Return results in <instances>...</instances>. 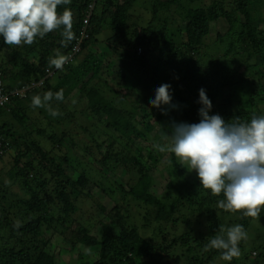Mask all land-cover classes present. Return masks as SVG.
<instances>
[{"label": "trees", "instance_id": "trees-1", "mask_svg": "<svg viewBox=\"0 0 264 264\" xmlns=\"http://www.w3.org/2000/svg\"><path fill=\"white\" fill-rule=\"evenodd\" d=\"M137 1L101 0L97 3L88 27L89 38L79 54H85L82 61L78 65H65L62 70L49 69L48 58L55 55V49L62 54H70L92 0H72L70 5L65 6L73 12L75 33V39L67 47L61 46L59 31H53L43 39L37 38L31 46L17 48L8 47L0 37V79L5 83L6 90L15 91L37 84L44 79L46 70H54L55 75H59L56 83L52 81L54 75L46 79L42 86L23 97H12L8 105L0 108V132L14 152L13 166L7 177L16 182L23 193L18 195L8 191L5 182L0 179V264H56L48 252L50 239L47 236L64 235L75 226L73 217L79 212L82 200L88 198L86 191L91 190L86 169L88 160L59 154L68 132L60 130L55 118L45 109L30 106L32 96H43L47 91L55 93L60 89L64 90V100L77 89L81 98L87 100L90 114L96 117V135L86 129L96 146L94 150L85 147L88 159L99 164L101 171L116 173L123 169L132 176L131 182L125 183V179L117 182L122 192L121 200L130 197L144 207H155L154 221L158 225L153 236L162 241L155 245L154 238L153 242L146 240L134 219L124 214L123 205L117 204L107 212L103 207L106 221L99 222V236L91 235V231L82 226L73 229L76 242L98 254L93 263L81 261L80 264H160L157 253L176 251L179 247L186 248L185 255L194 256V264H264V239L254 241L248 235V239L239 245L240 257L227 262L219 258L220 252L216 250L203 252L209 235L203 237L202 233L196 232L197 228H205L212 232L211 236L215 235L219 226H224L217 215L221 213L223 218H235V223L242 224L249 233L253 222L259 220L264 223V211H261L259 219L224 212L217 207L218 200L223 197H213L210 192L200 189L198 178L189 181L186 178L187 169L181 168L173 154L170 155L172 170L183 181L177 186L168 185L167 189L177 191L178 198L170 205L166 204L151 192L153 180L144 163L147 160L157 164L164 159L163 153L143 145L152 137L160 144L167 143L162 139V132L170 134L173 121L198 123L201 105L197 101L201 88L212 103L209 114H219L226 122L234 117L250 120L252 114H264L259 107V102H264V31L254 25L260 20L263 0H213L211 5L191 9L186 16L185 27L178 30L172 29L164 19L159 20V14L178 6L181 0H154L152 18L147 26L133 28L129 25L130 10ZM59 11L62 12L63 7ZM107 16L113 33L110 40H115L116 45L115 48L108 47L116 56L112 67H109L106 53L99 55V52L93 51V45L99 42L98 36L108 25ZM220 20L228 24V32L218 36V41L220 44L226 40L229 43L223 57L212 60L213 57L206 56L205 41L210 35L211 25ZM138 49H143L142 55L137 54ZM230 57L238 58V62L225 64L223 59ZM251 60L255 63L249 64ZM236 63L238 67H234ZM244 65L246 70L261 67L257 72V93H263V96L251 98L248 108L241 101L236 107L234 95L249 82L254 84L246 77V72H240ZM95 80L97 83L91 87ZM163 83L171 85L175 116L170 113L164 115L160 109L149 104L155 96V89ZM51 104L54 109L59 107L69 111L65 101L53 100ZM33 110H38L40 119L48 121L47 127L54 130L48 133L46 128L37 125L36 129H32L35 123L29 114ZM141 111L147 113L142 115ZM67 117L70 120L74 118L70 114ZM59 123L62 127L60 120ZM103 137L105 139L100 141ZM41 139L51 143V151L43 146ZM155 141L152 143L155 144ZM6 157L7 154L0 159V178ZM70 172H78V176L72 177ZM126 185L130 186L129 191ZM183 208L195 213L197 228L194 229L193 222L185 216L179 217L178 212ZM143 217L142 228L147 229L151 220ZM180 225L185 227V231L169 240L166 233L168 226L176 231ZM252 249L255 251L251 252ZM199 252L203 255L202 259L196 256ZM185 255L180 257L188 259ZM252 255L255 256L254 261H250Z\"/></svg>", "mask_w": 264, "mask_h": 264}, {"label": "clouds", "instance_id": "clouds-1", "mask_svg": "<svg viewBox=\"0 0 264 264\" xmlns=\"http://www.w3.org/2000/svg\"><path fill=\"white\" fill-rule=\"evenodd\" d=\"M71 2L0 0V37L8 47L31 46L37 38L43 39L59 31L61 46L67 47L75 39L73 12L65 7ZM60 7H63L62 12ZM54 52L55 55L48 58V67L62 70L70 57L59 49ZM170 88L167 83L161 84L155 89L154 98L149 100V104L164 115L169 108L176 107ZM53 100L63 102L64 90L34 95L30 106L43 108L55 118L62 113L52 107ZM197 103L201 105L199 122L173 121L170 134L162 132V139L167 143H155L154 148L160 153L173 154L181 168L195 172L200 189L213 197L222 196L217 202L218 208L226 213H240L243 218L259 219L264 211V114H252L250 120L234 117L226 122L219 114H209L212 103L203 88L199 90ZM247 239L248 233L242 224L221 225L214 236L207 238L202 251L216 250L221 260L230 262L240 257L239 245Z\"/></svg>", "mask_w": 264, "mask_h": 264}, {"label": "rangeland", "instance_id": "rangeland-1", "mask_svg": "<svg viewBox=\"0 0 264 264\" xmlns=\"http://www.w3.org/2000/svg\"><path fill=\"white\" fill-rule=\"evenodd\" d=\"M231 1V0H228ZM154 0H139L137 1L130 10V16L131 19L129 20V25L133 28H136L137 26H147L149 21L152 18V5ZM213 0H194L188 1V0H181L179 2L178 6L171 7V10L165 11V13L159 14V20L164 19L168 23L169 26L172 27V29H183L185 27V19L188 15V12L191 9H197L200 7H205L208 5H211ZM260 20L255 22V26L259 29L264 31V0L262 1V5L260 7ZM164 17V18H163ZM110 18L107 16V23L108 25H105L103 28L102 33L98 36L99 42L93 45V51L99 52V55L105 54L109 58V67L113 66V63L116 60L115 53L112 50H109L108 47L115 48V40H110L112 38L113 33L109 27ZM134 26H133V25ZM164 24V23H162ZM161 24V25H162ZM160 25V23H159ZM170 29V28H169ZM171 30V29H170ZM169 30V31H170ZM228 32V24L224 20H220L216 23H213L211 25V32L210 35L207 37L205 41L206 46V53L207 57H213L212 60H216L219 57H223L224 52L226 51V46L229 42L227 40L224 42V44H220L218 41V36H224ZM226 39V37H225ZM224 39V40H225ZM17 48V47H15ZM143 49H138L137 54L142 55ZM103 54V55H104ZM2 55H5L4 53ZM85 54H82L77 57L76 61L74 62L76 65L80 63L83 59ZM106 58H104L105 61ZM238 62V58H226L223 59V62L226 64L229 61H235ZM208 62L210 61L207 60ZM260 62V61H259ZM255 63L254 60L249 61V64ZM231 64V63H230ZM234 67H238V63L234 65ZM245 65L241 67L240 72L245 73L246 77L249 78V80H253L254 84L249 82L245 86L242 87L241 91H235V101H236V107H238L239 101L242 102V105L246 108L249 107V103L251 98H256L259 96H263V93H257V88L259 85V75H257V72L260 71L258 68H252L249 70H246ZM248 75V76H247ZM59 78V75L56 74L54 78L52 79L53 83H56V80ZM250 80V81H251ZM94 83H97V80L93 81L91 83V87L94 86ZM126 85H128L126 83ZM107 91V90H106ZM131 95V94H130ZM110 98L112 96L110 95ZM135 99V98H134ZM65 105L68 107L69 111H64V109L56 107L55 109H58L62 115L55 117V122L57 123L56 126H59L58 128L60 130H63L64 132H68V135L65 136L63 147L61 149V152L59 154H67L70 158H78L79 160H85L87 161V172L88 176H90L91 180V190L86 191L88 193V198L83 199L81 204L79 205V212L73 217L74 224L71 229H69L64 235H49L47 236L48 239H50V246L48 247V252L54 257L56 264H80L82 262H90L93 263L95 259H97V252L92 251L89 249H85L82 245L76 242V236L73 232V229L76 226H82L84 229H89L91 231V235L99 236L101 231V223L100 221L105 220L106 221V215L105 212L102 211V208H106V212L110 211L115 205H123L124 207V214L126 216L132 217L134 220V223L139 226L140 233L142 236L148 240L149 242H153L154 244H160L162 243L161 238L156 239L154 238L155 234V227L158 225L157 222L154 221L156 211L157 209L155 207L140 205L138 202L133 201L132 198L127 197L124 201L121 200L122 192L120 191L119 186L117 185V182H121V179H125V183L128 181H132V176L130 174L125 173L123 169H119L116 171V173L109 172L107 170L101 171V166L97 164L96 162H93L92 160H89L88 153H86L85 147H91L93 150L96 149V146L93 142V140L90 138L89 130L94 131V134L96 135L95 131V120L96 117L94 114H90V106L87 102V100L81 98V92L77 89L73 92H70L67 97H65ZM75 101V103H73ZM260 109H263L264 111V102H259ZM147 113V111H141V114L144 115ZM168 113L170 115L175 116L174 109L169 108ZM68 114L73 115L74 118L70 120ZM30 117H32V120L35 124H33L32 129H36V127L40 128H46L47 132L49 133L51 130H54L51 128H48L49 125L48 121H43V119H40L38 110L31 112L29 114ZM151 117V116H150ZM39 119V121H38ZM9 120V119H8ZM53 120V121H54ZM59 120L61 121V126ZM54 122V123H55ZM16 124V123H15ZM37 125V126H36ZM19 128V127H18ZM54 128V127H53ZM88 129V131L86 130ZM154 134V132H152ZM149 136V138L152 137V135ZM105 137L100 138V141H103ZM155 141L153 137L150 139V142L143 143V145L154 152L157 150L152 146V142ZM41 142L43 143V146L48 149L49 151L52 150L51 143H47L44 139H41ZM156 143H159L155 141ZM72 144H76V146H73ZM154 145V144H153ZM84 147V149H83ZM106 149V148H105ZM57 150V149H56ZM104 150V149H103ZM102 150V151H103ZM135 153H137L135 151ZM158 155V152L155 153V156ZM170 153H163L162 156L164 159H162L157 164H151L149 161L144 160V163L147 165L149 169V174L152 176L153 180V186L151 188V192L157 196L158 199L162 200L166 204L170 205L174 200L178 198V193L174 189H167L168 185H179L182 183V178H179L174 174L172 170V157L170 156ZM13 157L14 152L10 150V152L7 154V157L3 161V171L2 176L0 179H2L5 182L6 187L8 188V191H13L14 193L18 195H22L21 188L19 185L9 180L7 177L8 172L11 170L13 166ZM72 173V172H70ZM78 173V172H77ZM77 173H72V177L78 176ZM4 174V175H3ZM127 174V175H126ZM126 175V176H125ZM186 178L189 181H193L195 178H197L195 172L187 173ZM133 183V182H132ZM111 189H110V188ZM1 188V187H0ZM102 188L104 193L102 192ZM110 189V190H109ZM126 190H130V186L126 185ZM194 212L189 209H181L178 212L179 217L185 216L187 219L191 220L193 222L192 227L195 229L196 226V219L194 217ZM218 217L222 220L225 227H230L232 225H235V218L233 217H224L221 216V213H217ZM143 216H147L148 219L151 220L150 227L147 226V229H143L142 225L144 223ZM206 222V221H205ZM96 223V224H95ZM95 224V225H94ZM94 225V226H93ZM181 226V225H180ZM146 227V226H145ZM149 228V229H148ZM264 223L262 221L259 222L255 221L252 223L251 228L249 229V237L252 236V239L254 241H257L259 239H264ZM185 231V227L182 225L178 230L174 231L173 228L166 229V233L168 236V239L171 240L173 236L180 235ZM196 232L202 233L203 237L209 235L211 237L212 232L210 230H206L205 228H197ZM205 233H207L205 235ZM214 236V235H212ZM154 238V239H153ZM153 239V240H152ZM74 245V246H73ZM186 248H178L176 251H167V252H161L160 254L157 253L156 256L157 259H159L160 264H194V256L193 255H185ZM255 251V250H250ZM250 252V253H251ZM184 254L185 257H188V259H183L180 256ZM197 258L200 257L202 259L203 255L199 252L196 253ZM254 257L252 255V258H250V261H254ZM124 264H127L125 262ZM137 264H142L138 262ZM199 264V263H198ZM215 264H221V263H215Z\"/></svg>", "mask_w": 264, "mask_h": 264}, {"label": "built area", "instance_id": "built-area-1", "mask_svg": "<svg viewBox=\"0 0 264 264\" xmlns=\"http://www.w3.org/2000/svg\"><path fill=\"white\" fill-rule=\"evenodd\" d=\"M100 2L101 0H92V2L90 3L86 17L83 20L80 33L76 37L74 45L70 51V54L68 55L70 59L66 64H64V66L69 65L76 60L77 56L81 52L82 45L85 43V41L88 40L89 38L88 27H89L90 19L92 17V14L95 10L97 3H100ZM54 75H55L54 70H46V75L43 80H41L37 84L33 83L30 86H24L21 89H16L15 91L6 90L5 83L0 79V108L3 109L6 105H8L12 97L16 95H20L23 97L29 91H32L34 88L42 86L46 79L52 78ZM10 150L11 149H10L9 141L5 139L4 136L0 132V159L3 158L6 154H8Z\"/></svg>", "mask_w": 264, "mask_h": 264}]
</instances>
